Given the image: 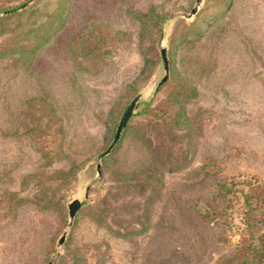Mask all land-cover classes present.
<instances>
[{"label": "rangeland", "instance_id": "374dc122", "mask_svg": "<svg viewBox=\"0 0 264 264\" xmlns=\"http://www.w3.org/2000/svg\"><path fill=\"white\" fill-rule=\"evenodd\" d=\"M196 1L30 0L0 14V264L234 254L241 189L264 191V0ZM60 7L62 27L33 46L30 30L46 31ZM231 179L223 198L217 185ZM253 202L262 235L264 196Z\"/></svg>", "mask_w": 264, "mask_h": 264}, {"label": "trees", "instance_id": "16d2710c", "mask_svg": "<svg viewBox=\"0 0 264 264\" xmlns=\"http://www.w3.org/2000/svg\"><path fill=\"white\" fill-rule=\"evenodd\" d=\"M30 0H24L20 3H17L15 6L11 7H3L0 8V14L4 13L5 17L11 16L14 14L18 9H24L27 7L28 2ZM64 10H66V7H60L57 12L56 16L57 20L52 22V24H48L46 31H42L41 28H35L31 29L30 32H34L33 40L34 44L33 46L39 47V45H43L45 42H47L50 38V36L55 33L59 28L63 25V19L62 15ZM153 13V10H150L149 12L145 13L140 17V21L142 23V28L145 27V24H147L149 21L147 20L148 15ZM1 19V15H0ZM156 19V18H155ZM160 24L157 23L155 27H157ZM158 28V27H157ZM36 49V48H35ZM143 73V72H142ZM127 107V106H126ZM128 125V122L125 126ZM238 181H227V182H219L217 185L218 192L223 196V198H226L228 196V192L232 187L237 185ZM242 192V200L243 205L245 208L244 217H245V225H246V233L242 235L241 239L239 240L236 249L234 251V254L222 258L221 260L217 261L215 264H264V234L258 235L256 234L257 231H254L253 228L256 227V223L253 222L255 220L256 216V209L259 207L257 203L253 202V199L259 200V196H264V191L260 190L259 193L252 191L245 192L243 189H241ZM215 209L206 210L203 214L204 216H209L211 212H214ZM260 214H263L262 211H260ZM259 231V230H258Z\"/></svg>", "mask_w": 264, "mask_h": 264}, {"label": "water", "instance_id": "95a60500", "mask_svg": "<svg viewBox=\"0 0 264 264\" xmlns=\"http://www.w3.org/2000/svg\"><path fill=\"white\" fill-rule=\"evenodd\" d=\"M197 4H199L201 2V0H197L196 1ZM198 7L195 6L191 9L190 13L187 15L188 17L191 16L192 14H194L196 11H197ZM161 54H162V58H163V62H164V67H165V70H166V73L165 75L163 76V78L160 80V82L158 83L157 87H156V90L159 88V86L166 80L167 78V70H168V63H167V58H166V54H165V49L164 48H161ZM140 95H136L131 101L130 103L128 104V106L125 108L120 120H119V123H118V126L116 128V131H115V134H114V137L109 145V147L104 151L102 152L98 158H102L104 157L106 154H108V152L111 150V148L113 147V145L117 142V140L119 139V136H120V133L122 131V129L125 127L129 117L132 115V112L138 102V99H139ZM96 168H97V172H98V175L100 174V164L98 163L96 165ZM87 192H88V188L86 189V194H85V197H87ZM81 203L82 201L78 200V199H74L72 200L69 204H68V209H69V217L70 219H72L76 213V211L80 208L81 206ZM62 240L60 239L59 243H61Z\"/></svg>", "mask_w": 264, "mask_h": 264}]
</instances>
